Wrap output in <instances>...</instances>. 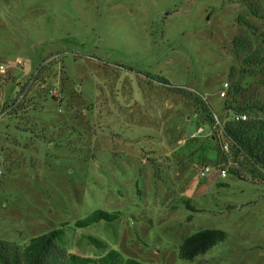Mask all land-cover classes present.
Here are the masks:
<instances>
[{
	"label": "rangeland",
	"instance_id": "1",
	"mask_svg": "<svg viewBox=\"0 0 264 264\" xmlns=\"http://www.w3.org/2000/svg\"><path fill=\"white\" fill-rule=\"evenodd\" d=\"M259 34L264 0H0V240L102 209L121 216L67 229V250L102 254L93 236L144 264H264V182L230 173L242 157L180 94L222 123L264 105V62L232 51L241 35L263 56ZM224 83L240 84L235 101ZM204 229L226 237L181 261V241Z\"/></svg>",
	"mask_w": 264,
	"mask_h": 264
},
{
	"label": "trees",
	"instance_id": "2",
	"mask_svg": "<svg viewBox=\"0 0 264 264\" xmlns=\"http://www.w3.org/2000/svg\"><path fill=\"white\" fill-rule=\"evenodd\" d=\"M250 14L256 16L257 12L250 7ZM237 22L253 34L254 26L250 24L245 16H239ZM258 36L261 45L264 46V34H259ZM250 46L251 40L249 37L240 35L232 40V51L234 54L238 55L239 52L246 53L242 59V64L248 68L257 69L264 62V55H261L259 48L248 53ZM261 85L264 88V79L261 81ZM227 92L229 98L235 101L241 93L240 84H232ZM180 94L183 98L191 100L199 107L201 112L208 116L209 121L215 124L212 111L199 98L191 94ZM233 113H244L247 119L235 122L229 118L226 123H223L224 137L230 143L233 157H242L241 161L235 162L236 167L231 168L230 173L241 180L251 176L252 181L261 184L264 182V105L254 101L253 103L245 104L239 109H235ZM253 113H256V115ZM257 113L261 116H257ZM248 114H252V117H249ZM241 167L245 169L247 176L242 174L240 171ZM184 204L187 208L189 207L187 201ZM120 216L121 213L119 211L109 212L97 209L82 219L71 223H61L55 229L32 237L25 244L0 240V264H144L133 259H125L116 250H106L107 244L93 236L82 237V239H85L95 249L103 251L102 254L89 256L67 250L65 238H68L67 229L72 231L84 230L100 222L113 223ZM191 219L192 216L187 218L188 221ZM225 237L226 234L218 229H204L195 232L184 238L179 244L178 258L181 261L194 262L209 249L223 242Z\"/></svg>",
	"mask_w": 264,
	"mask_h": 264
},
{
	"label": "built area",
	"instance_id": "3",
	"mask_svg": "<svg viewBox=\"0 0 264 264\" xmlns=\"http://www.w3.org/2000/svg\"><path fill=\"white\" fill-rule=\"evenodd\" d=\"M227 88H228V84L224 83L223 89L219 94L221 98H224L226 96ZM3 114L5 115V112L2 113V115ZM213 118H214L215 124H213L214 127L211 129V134L213 135L212 130H217L218 134H220L222 137H224L223 123L220 122V120L218 119V117L216 115H214ZM246 119H247V116L244 113H232L231 117H230V120L235 121V122L245 121ZM203 132H204V130L201 127H198L196 129L195 133L193 134V136H195V137L200 136L201 134H203ZM224 148L227 149V142L224 143ZM216 169L219 171L221 178H226L227 173H228L226 169H223L221 167H217ZM209 172H210V168L205 166L199 172V175H200V177H205Z\"/></svg>",
	"mask_w": 264,
	"mask_h": 264
},
{
	"label": "water",
	"instance_id": "4",
	"mask_svg": "<svg viewBox=\"0 0 264 264\" xmlns=\"http://www.w3.org/2000/svg\"><path fill=\"white\" fill-rule=\"evenodd\" d=\"M76 90L79 91L80 90V87H76Z\"/></svg>",
	"mask_w": 264,
	"mask_h": 264
}]
</instances>
